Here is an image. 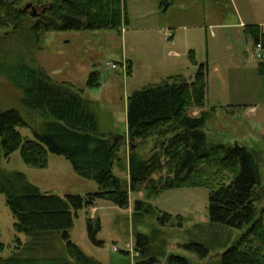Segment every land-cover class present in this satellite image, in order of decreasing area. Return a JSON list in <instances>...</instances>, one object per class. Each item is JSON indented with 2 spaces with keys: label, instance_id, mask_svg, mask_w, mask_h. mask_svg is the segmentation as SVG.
Instances as JSON below:
<instances>
[{
  "label": "trees",
  "instance_id": "1",
  "mask_svg": "<svg viewBox=\"0 0 264 264\" xmlns=\"http://www.w3.org/2000/svg\"><path fill=\"white\" fill-rule=\"evenodd\" d=\"M125 0H0V47L13 45L22 55L9 62L0 58V76L21 91V104L36 116L29 122L16 108L0 109V150L4 158L18 151L29 167L44 168L48 154L64 157L74 173L91 180L97 191L84 196L63 197L41 192L18 171L0 167V194L13 218V230L23 234L10 257L3 258L5 245L0 242V264H101L84 254L70 241L69 230L76 211L94 205L97 199L126 209L129 194L144 191L148 197L171 188L200 187L207 190L210 244L192 242L183 248L198 262L176 254L164 257V264H264V198L258 169V151L238 145L216 144L206 134V113L188 114L201 108L206 93V64L196 66L191 80L175 75L133 91L126 98V138L129 145L127 179L113 173L122 167L120 150L124 139L108 138L99 132L93 102L71 84L56 82L38 65L43 36L51 31L108 29L121 33L127 24ZM253 42L261 41L260 27L244 26ZM129 64V63H128ZM130 75V65H127ZM95 74L87 80L96 86ZM27 127L34 140L24 139L16 127ZM149 143L150 154L140 156L136 149ZM166 169L164 176L154 173ZM155 215L161 227L174 219L150 204L138 200L132 217L140 220ZM179 222L180 216L175 217ZM88 238L95 244L100 229L98 218H87ZM181 225V223H178ZM217 229L238 230L220 240ZM231 232V231H230ZM60 244L55 254L49 252ZM152 235L134 234V264L160 263L162 254L155 250ZM219 252L210 255L213 249ZM154 249V250H153ZM25 250L36 254L22 257ZM48 250V251H46ZM123 254H127L122 251Z\"/></svg>",
  "mask_w": 264,
  "mask_h": 264
},
{
  "label": "rangeland",
  "instance_id": "2",
  "mask_svg": "<svg viewBox=\"0 0 264 264\" xmlns=\"http://www.w3.org/2000/svg\"><path fill=\"white\" fill-rule=\"evenodd\" d=\"M124 10L127 24L121 33L108 29L51 31L44 34L43 48L35 54L38 65L52 80L71 84L93 102L100 133L108 138L124 139L120 150L122 167L114 166L113 173L127 179L126 98L133 91L169 76L180 75L191 80L196 69L188 57L192 52L197 64H206V93L203 106L190 108L188 114L206 113L205 131L210 142L236 143L258 151L264 189V46L261 58L257 59L254 42L244 29L247 25H259L264 44V0H125ZM3 46L0 58L9 57L11 62L22 56L17 43L15 47ZM92 73L96 86L87 84ZM8 108L18 109L31 123L36 121V116L22 106L21 91L0 76V109ZM16 130L24 139L34 140L27 127L19 126ZM149 149L150 144L146 143L137 147L136 152L147 157ZM0 167L21 172L41 192L60 197L97 191L93 181L77 176L64 157L54 154H48L46 167L39 169L27 166L18 151L4 158L0 150ZM165 174L163 168L152 178ZM207 193L200 187L166 189L152 197L144 191L132 192L126 209L97 199L93 206L76 211L69 230L70 241L101 264H134L138 255H134V234L140 232L154 237L153 250L163 257L160 263L164 264V257L170 253L196 263V256L183 248V244L208 245L214 240L207 227ZM138 200L174 219L163 227L155 215L134 219L132 209ZM259 206L264 208V198ZM178 216L180 222L175 218ZM87 218L99 219L100 229L95 239L100 244L88 238ZM13 221L0 194L3 258L17 251L15 235L25 239L23 234L14 232ZM230 231L216 230L220 240L239 233ZM59 249L60 244L54 243L49 252L56 255ZM220 249L211 250L210 255ZM36 251L42 250H25L22 257Z\"/></svg>",
  "mask_w": 264,
  "mask_h": 264
},
{
  "label": "built area",
  "instance_id": "3",
  "mask_svg": "<svg viewBox=\"0 0 264 264\" xmlns=\"http://www.w3.org/2000/svg\"><path fill=\"white\" fill-rule=\"evenodd\" d=\"M263 47V44L262 42L259 40L257 42L254 43V52H255V56L257 59H260L261 58V54H260V51ZM111 68H114V65H111ZM114 252L117 251V249H114L113 250ZM134 255H136V253L134 252ZM155 264H162V263H155Z\"/></svg>",
  "mask_w": 264,
  "mask_h": 264
},
{
  "label": "crops",
  "instance_id": "4",
  "mask_svg": "<svg viewBox=\"0 0 264 264\" xmlns=\"http://www.w3.org/2000/svg\"><path fill=\"white\" fill-rule=\"evenodd\" d=\"M257 26H259V25H257ZM261 31V30H260ZM261 37H263V34L261 33ZM261 39V41H262V44H263V40H262V38H260ZM263 46H264V44H263ZM264 69V68H263ZM253 110V109H252Z\"/></svg>",
  "mask_w": 264,
  "mask_h": 264
}]
</instances>
